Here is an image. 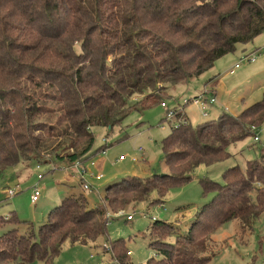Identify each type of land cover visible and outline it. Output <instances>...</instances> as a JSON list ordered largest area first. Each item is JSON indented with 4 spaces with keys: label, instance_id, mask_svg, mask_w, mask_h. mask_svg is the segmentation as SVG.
<instances>
[{
    "label": "trees",
    "instance_id": "1",
    "mask_svg": "<svg viewBox=\"0 0 264 264\" xmlns=\"http://www.w3.org/2000/svg\"><path fill=\"white\" fill-rule=\"evenodd\" d=\"M263 32L264 0H0V175L24 163H88L93 127L110 131L131 111L164 102L169 88ZM173 117L160 142L166 173L111 183L92 206L83 194L65 195L36 232L29 224L19 234L26 222L15 215L0 219L14 226L0 236V264L50 262L64 242L97 246L108 211L147 201L153 191L161 203L198 165L231 156L228 146L264 122V91L237 115L222 112L196 126L181 111ZM75 178L84 191L92 187ZM199 182L203 196L213 195L184 232L156 220L149 231L156 257L133 263L123 243L110 242L109 264H207L200 252L208 235L264 212V154L244 169L226 168L221 182Z\"/></svg>",
    "mask_w": 264,
    "mask_h": 264
},
{
    "label": "rangeland",
    "instance_id": "2",
    "mask_svg": "<svg viewBox=\"0 0 264 264\" xmlns=\"http://www.w3.org/2000/svg\"><path fill=\"white\" fill-rule=\"evenodd\" d=\"M257 50L259 52L255 53L253 61L242 60V52ZM234 64H238L237 68ZM217 83L218 87L210 88V85ZM214 88L215 101L209 103V90ZM263 91L264 32L251 43L237 45L233 53L218 58L210 69L197 77L169 88L168 96L164 94L163 100L168 109L181 108L182 115L185 114L190 124L196 126L217 119L222 112L237 115L246 106L260 100ZM194 99L199 102L206 100L204 111L208 112L207 116H203L200 104L192 102ZM170 123H176V118H168L166 108L156 103L143 111H131L120 125L110 131L102 126L93 127L94 144L91 152L96 164L91 167V171L100 173L102 178L97 181L85 176L92 185L89 190L82 192L88 205H95L106 187L123 178H146L153 173H166L160 142L169 132ZM251 132L243 140L228 146L231 156L227 159L198 165L191 174L192 178L169 188L161 203L153 191L147 201L108 211L106 239H98L97 246L64 242L60 253L52 261L45 263L35 259L26 264H109L112 260L106 249L110 248V242L123 243L133 263H145L149 258L156 257V249L151 245L149 236L152 223L156 220L171 223L176 231L184 232L194 219L198 207L213 195L209 193L203 196L200 178L208 177L221 182L226 168L238 165L244 169L248 161L259 159L264 154V122L251 128ZM254 134L258 141H254ZM105 142L102 153L100 147ZM139 148L143 150V156L138 152ZM119 156H123V159H118ZM70 168L71 165L63 161L29 167L24 163L22 168L16 170L5 169L0 175V219L15 215L26 222L16 226L19 234H25L29 224L36 232L47 220L49 212L65 197L71 188H68L69 183H73L72 188L78 194L81 193L77 179H71ZM38 174L42 175L40 179L37 178ZM33 187H37L40 192L36 202H31L30 198ZM9 189L14 191L11 196L7 194ZM118 211L132 214V220H126L125 215L113 217L112 214L116 216ZM12 227V224H0V236ZM166 241L173 243L174 234ZM200 254L210 256L211 260L207 264H264V212L248 225H243L239 219L224 223L206 237Z\"/></svg>",
    "mask_w": 264,
    "mask_h": 264
},
{
    "label": "built area",
    "instance_id": "3",
    "mask_svg": "<svg viewBox=\"0 0 264 264\" xmlns=\"http://www.w3.org/2000/svg\"><path fill=\"white\" fill-rule=\"evenodd\" d=\"M255 53H258V52H255ZM254 56L255 54H252V55H248L246 56L244 59H247L249 61H253L254 60ZM238 64H235V67H237ZM188 101V100H187ZM185 101V102H187ZM206 100L203 99V101L199 102L198 99H194L192 102L195 103V104H200L201 108H202V114L203 116H206L208 115L207 112L204 111V105H205V102ZM215 101V98L210 94V97L208 98V102L209 103H213ZM160 106L163 107V108H166V116L168 118H173L174 114L176 111H180L181 108H172V109H168L167 108V105L165 102H161L160 103ZM254 140L257 141L259 140L258 137L256 135H254ZM119 159H123V156H119ZM40 164H36L35 166H39ZM95 165L94 161H89L88 163H81V162H78V161H75L71 164V172H73V174H71V176L73 177H78L79 179H81L83 181V188L84 189H88V187L90 186V184L86 181L85 179V176H89L90 178H94L96 180L100 179L102 176L100 173H94L93 171H91V167H93ZM42 177V175L38 174L37 175V178L40 179ZM7 194L9 196L13 195L14 194V191L12 189H9L7 190ZM39 190L37 187H33V190H32V193L30 195V198H31V202H36L38 197H39ZM108 213H107V217H108ZM116 216H114L112 214L113 217H118V216H126V219L127 220H131L133 218V215L132 214H126L124 211H118L116 214ZM153 219V217H152ZM109 249V248H107Z\"/></svg>",
    "mask_w": 264,
    "mask_h": 264
},
{
    "label": "crops",
    "instance_id": "4",
    "mask_svg": "<svg viewBox=\"0 0 264 264\" xmlns=\"http://www.w3.org/2000/svg\"><path fill=\"white\" fill-rule=\"evenodd\" d=\"M255 52H259L258 50L257 51H252V52H250V53H244V52H242V54H243V58H242V60H244V61H247V59H244L246 56H250V55H252V54H255ZM254 58H256L255 56H254ZM234 67H235V64H234ZM237 68V67H236ZM235 68V69H236ZM212 86H215V87H218L219 86V84L217 83V84H213V85H210V88L212 87ZM213 91H215V88L214 89H210L209 90V95L211 94L213 97H214V93H213ZM256 102V101H255ZM254 103V102H253ZM252 104V103H251ZM249 106V105H248ZM247 107V106H246ZM243 110V109H242ZM241 112V111H240ZM239 112V113H240ZM208 113V112H207ZM238 113V114H239ZM185 115V114H184ZM207 116V115H206ZM185 117H186V115H185ZM187 118V117H186ZM188 120V119H187ZM96 164V163H95ZM71 176V175H70ZM75 177H73V176H71V179H74ZM76 179V178H75ZM73 181V180H72ZM98 181V180H97ZM70 184V186H68V188H70L69 190H68V192H67V194L66 195H79L78 193H77V190H75L74 188H72V186H73V183H69ZM80 189H81V193L80 194H83L84 195V193H82V192H84V190L80 187Z\"/></svg>",
    "mask_w": 264,
    "mask_h": 264
}]
</instances>
